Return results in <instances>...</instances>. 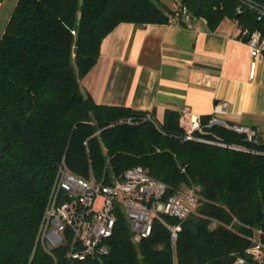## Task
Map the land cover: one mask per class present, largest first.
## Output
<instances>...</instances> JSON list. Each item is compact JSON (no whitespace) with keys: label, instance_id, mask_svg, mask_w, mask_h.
Segmentation results:
<instances>
[{"label":"trees","instance_id":"obj_1","mask_svg":"<svg viewBox=\"0 0 264 264\" xmlns=\"http://www.w3.org/2000/svg\"><path fill=\"white\" fill-rule=\"evenodd\" d=\"M225 20L245 42L264 38V0L17 1L0 39V264H264L260 133L248 140L209 115L186 139L181 112L100 105L82 82L121 23L215 32ZM62 162L106 184L140 166L165 198L185 186L197 203L182 221L155 218L138 241L119 213L107 250L74 260L67 243L48 248L39 235Z\"/></svg>","mask_w":264,"mask_h":264},{"label":"crops","instance_id":"obj_2","mask_svg":"<svg viewBox=\"0 0 264 264\" xmlns=\"http://www.w3.org/2000/svg\"><path fill=\"white\" fill-rule=\"evenodd\" d=\"M18 0H0V39ZM231 22L215 32L197 25L136 28L121 23L103 40L83 86L97 104L182 113V122L215 115L247 125L264 139V63L250 78L251 56ZM228 103L226 112L219 107Z\"/></svg>","mask_w":264,"mask_h":264},{"label":"built area","instance_id":"obj_3","mask_svg":"<svg viewBox=\"0 0 264 264\" xmlns=\"http://www.w3.org/2000/svg\"><path fill=\"white\" fill-rule=\"evenodd\" d=\"M246 44L251 56L250 78H253L259 64L264 63V38L254 31ZM227 108V102L219 107L222 112ZM208 125L229 127L248 140L255 139L256 131L252 127L230 123L215 115L210 116ZM186 126L185 138H194L192 132L201 129L200 117L191 118ZM165 191V185L151 178L140 166L127 169L111 184H106L92 176H78L62 162L44 211L40 238L48 248L67 243L68 257L84 260L107 250L105 241L112 235L119 213L126 217L134 241L146 238L151 234L155 218L168 215L182 221L195 209L194 189L182 186L166 198ZM170 230L175 240L180 225ZM258 252V247L252 251L255 255ZM235 264H244V261L237 260Z\"/></svg>","mask_w":264,"mask_h":264},{"label":"rangeland","instance_id":"obj_4","mask_svg":"<svg viewBox=\"0 0 264 264\" xmlns=\"http://www.w3.org/2000/svg\"><path fill=\"white\" fill-rule=\"evenodd\" d=\"M226 21L229 22L228 20H225L224 22H226Z\"/></svg>","mask_w":264,"mask_h":264}]
</instances>
